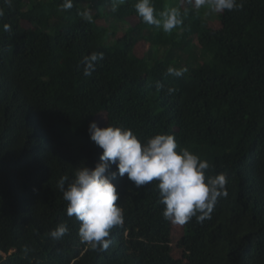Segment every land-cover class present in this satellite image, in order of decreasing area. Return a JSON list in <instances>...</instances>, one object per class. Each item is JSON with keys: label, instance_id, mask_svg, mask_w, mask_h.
Wrapping results in <instances>:
<instances>
[{"label": "trees", "instance_id": "trees-1", "mask_svg": "<svg viewBox=\"0 0 264 264\" xmlns=\"http://www.w3.org/2000/svg\"><path fill=\"white\" fill-rule=\"evenodd\" d=\"M137 2L113 11L110 0H73L64 11L63 0H0V264H264V0H242L214 23L182 0H152L157 13L188 10L170 34L143 23ZM97 51L104 58L85 76L81 60ZM169 67L189 70L177 78ZM100 116L102 128L142 140L173 135L178 149L209 161L208 175L227 173L228 196L211 218L184 225L182 259L157 181L137 189L127 174L113 180L125 220L109 248L81 241L57 183L99 162L88 128ZM61 223L69 232L53 240Z\"/></svg>", "mask_w": 264, "mask_h": 264}, {"label": "clouds", "instance_id": "clouds-1", "mask_svg": "<svg viewBox=\"0 0 264 264\" xmlns=\"http://www.w3.org/2000/svg\"><path fill=\"white\" fill-rule=\"evenodd\" d=\"M112 10L126 2V0H110ZM198 11L207 9L208 15L221 14L225 11L240 10L242 0H189ZM12 5V0H3ZM64 11L73 7V0H63L60 5ZM143 23L162 29L165 33H172L184 23L188 10L181 11L177 7H169L157 13L152 0H138L134 5ZM82 19L91 23L93 16L90 10L80 13ZM5 16V9L0 7V18ZM3 31H11V26L3 24ZM103 52H92L82 58L83 74L92 76L96 62L103 60ZM187 68L169 67L167 73L174 77H181ZM175 90L169 88V93ZM88 132L90 139L103 151L99 162L94 168L82 166L76 169L74 178L69 181L63 176L57 183L58 189L67 202L66 214L75 217L80 222L79 237L92 250L106 251L111 243V230L124 224V209L117 203L121 199L113 180L117 175L121 178L127 174L129 181L139 189L154 180L159 192V203L164 205L163 216L166 220L185 225L193 217L197 222L211 218L220 198L228 196L227 173L221 172L215 176L208 175L210 163L202 159L187 147L179 148L173 135L155 134L142 140L130 128H123L114 124L99 127L93 121ZM112 165L118 171L110 172ZM66 182L67 187H66ZM69 228L66 223L59 224L49 235L53 240H61ZM28 246L23 248L27 254Z\"/></svg>", "mask_w": 264, "mask_h": 264}, {"label": "rangeland", "instance_id": "rangeland-1", "mask_svg": "<svg viewBox=\"0 0 264 264\" xmlns=\"http://www.w3.org/2000/svg\"><path fill=\"white\" fill-rule=\"evenodd\" d=\"M168 1V0H166ZM183 6L184 7H194L192 4H190L189 0H182ZM170 6L169 4L166 5V9H168ZM198 13L201 15V18L204 19L206 22H212L215 21L217 19L218 14H211L208 15L207 13V9L205 8H201L198 10ZM136 20H129V24H133L136 25ZM149 45L144 43L143 45H139L137 47V54L139 56H144L147 51H148ZM187 70H189V67H187ZM159 120H164L162 118H159ZM158 120V121H159ZM98 126L102 127L103 124L105 123V116H100L98 119ZM140 136H144L143 133H140ZM183 228L184 225H179V224H175V228H174V235H173V244H172V253H173V257L175 259H182V252H183V248L180 244V239L183 236ZM185 264H190L187 260L184 261Z\"/></svg>", "mask_w": 264, "mask_h": 264}]
</instances>
